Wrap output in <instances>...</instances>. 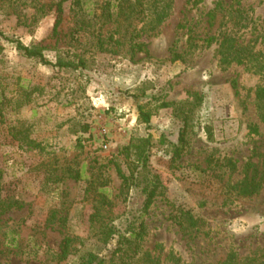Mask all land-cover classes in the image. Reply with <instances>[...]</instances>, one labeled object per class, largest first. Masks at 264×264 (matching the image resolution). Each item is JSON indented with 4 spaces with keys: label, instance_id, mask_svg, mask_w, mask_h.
<instances>
[{
    "label": "rangeland",
    "instance_id": "rangeland-1",
    "mask_svg": "<svg viewBox=\"0 0 264 264\" xmlns=\"http://www.w3.org/2000/svg\"><path fill=\"white\" fill-rule=\"evenodd\" d=\"M52 1L0 0L1 32L40 46L52 62H84L77 69L43 65L0 39V264H77L87 250L109 259L116 237L101 247L90 222H114L120 230L144 223L139 248L121 253L125 264H264V108L256 97L264 78L251 63L220 64L216 41L185 52L188 28L198 39H218L231 27L229 16L209 14L218 1L233 2L173 0L170 16L156 33H142L143 50L132 53L134 21L122 20L118 29L104 22L103 0H83L78 16L66 1L56 31L53 10L35 13ZM239 5L247 19L233 30L237 40L264 55V0ZM80 20L94 29H78ZM174 52L181 56L172 61ZM133 95L151 110L148 124ZM184 116L187 146L171 162L169 143ZM19 122L39 148L11 138ZM147 137L149 163L165 182L142 213L143 195L121 191L116 165L127 174V148ZM251 174L260 177L259 189L241 195L233 185ZM99 206L103 216L93 219ZM177 207L198 217V228L177 225ZM67 236L74 239L71 254L60 260Z\"/></svg>",
    "mask_w": 264,
    "mask_h": 264
},
{
    "label": "trees",
    "instance_id": "trees-1",
    "mask_svg": "<svg viewBox=\"0 0 264 264\" xmlns=\"http://www.w3.org/2000/svg\"><path fill=\"white\" fill-rule=\"evenodd\" d=\"M35 0H30L31 3ZM68 0H58L52 1L50 4H43L42 6H35L36 12L42 11L44 13V7L48 6L49 10H53L55 13V21L53 25V30L59 27L62 16L64 12L63 4ZM230 4H225L222 1H218L215 4L214 9L210 12V19H214L216 15L229 16L231 21V27L225 32L219 33V38L216 35L207 36L205 38H197L193 32L192 28L187 29V49L186 51L193 50L201 45L207 46L212 42L218 43V54L219 63L224 65H229L233 62L237 64H247L251 63L250 67L254 68L255 73L262 74L264 78V55L259 51H254L253 45L242 44L237 40L234 29H240L246 26L247 17L243 15V8H240L239 0H231ZM234 2L236 4L234 5ZM83 0H71L70 5L77 11L78 16L80 11H83ZM33 5V3H32ZM173 7V0H103L100 6L99 17L104 19V22L115 25L118 29L117 23L120 21H126L131 24L133 29L131 35L129 36V45L134 50H143V43L137 42L138 38L142 33L151 34L156 33L159 26L164 22V20L170 16ZM35 19V18H34ZM89 19H92L91 17ZM139 25V26H138ZM90 22L85 20H80L77 24L78 29H83L85 27H91ZM121 38V37H120ZM119 38V39H120ZM0 39L14 46V48L25 58L36 60L37 62L59 68H71L77 69L78 67H83L84 62L82 59L77 61L71 59H63L58 57L55 62L48 60L43 50L38 45H26L22 43L18 38L14 36L7 35L0 31ZM108 39L110 41H115L117 43L120 40H114L112 36ZM198 39V40H197ZM101 38L98 36L97 43L100 44ZM181 54L174 52L172 54L171 60L175 61L180 58ZM30 92H25L26 98L25 102L29 100ZM256 97L262 101V107L264 108V86L256 87ZM132 98L137 103V112L139 119L148 124L152 117V112L147 108L146 104L138 103L140 95H133ZM166 104H163V107ZM20 106V104L18 105ZM183 126L178 132L177 141L175 143H169L171 149L169 150V156L171 162H175L179 159L180 154L187 146L186 134L188 121L187 116L182 119ZM85 128L83 131H86ZM10 136L16 141H22L32 147L39 148V144L29 137V127L25 125L24 122H19L18 125L12 126L9 130ZM164 138V137H163ZM151 137L143 138L137 142L131 144L128 152H126V158H129L128 162V173L125 174L121 168L116 165V172L121 180V191H129L131 188H137V190L143 195V201L140 211L145 213L149 206L153 203L156 196L159 194V188L162 183L165 182L162 174L154 169L149 163V150L153 146ZM158 143L160 141H157ZM167 142V141H166ZM162 144V143H161ZM76 179H80L81 174L76 172L74 174ZM260 177L258 178L255 174H251L250 177H244L242 180L236 182L233 188L244 196H250L254 194L260 186ZM103 216V210L101 207H95L92 214V218H99ZM172 219L177 225L187 229H196L199 226L201 220L198 219L191 211L185 210L182 207H177L172 212ZM91 225L96 227L98 236L96 238V244H107L110 240L116 237V248L113 251V255L109 259H105L99 256L98 251L87 250L79 255V261L77 264H125L121 258V253H125V249L136 247L139 248V243L145 235L146 228L143 222H128L125 227L120 230L114 222H90ZM72 237H64L59 246L58 258L60 260L66 259L71 254L72 249ZM132 256L136 253V249L133 251ZM224 264V262H223ZM228 264V263H227ZM234 264H243L242 262Z\"/></svg>",
    "mask_w": 264,
    "mask_h": 264
}]
</instances>
